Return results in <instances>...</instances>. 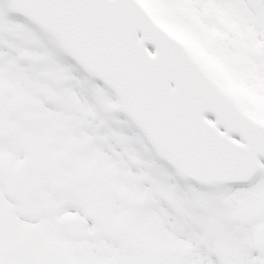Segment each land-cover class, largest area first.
Here are the masks:
<instances>
[{
    "label": "snow or ice",
    "instance_id": "snow-or-ice-1",
    "mask_svg": "<svg viewBox=\"0 0 264 264\" xmlns=\"http://www.w3.org/2000/svg\"><path fill=\"white\" fill-rule=\"evenodd\" d=\"M0 264H264V0H0Z\"/></svg>",
    "mask_w": 264,
    "mask_h": 264
}]
</instances>
